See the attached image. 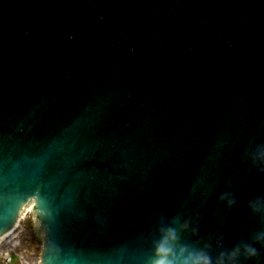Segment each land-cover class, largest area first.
<instances>
[{"label": "water", "instance_id": "water-1", "mask_svg": "<svg viewBox=\"0 0 264 264\" xmlns=\"http://www.w3.org/2000/svg\"><path fill=\"white\" fill-rule=\"evenodd\" d=\"M30 200L41 264H264V0H0V236Z\"/></svg>", "mask_w": 264, "mask_h": 264}, {"label": "clouds", "instance_id": "clouds-1", "mask_svg": "<svg viewBox=\"0 0 264 264\" xmlns=\"http://www.w3.org/2000/svg\"><path fill=\"white\" fill-rule=\"evenodd\" d=\"M231 203V201H229ZM187 227V224L184 225ZM176 236L173 229H167L166 234L162 238L161 242L157 245L155 249V254L157 259L152 261V264H211V258L203 251L198 252H190L185 257L183 253L186 249H180V256L182 259L175 258L174 249L170 245V241H175ZM255 243L259 246V240L255 241ZM240 252V248L237 247L232 250L231 253H228V258L230 261H233L235 264L234 258ZM225 253L220 254V258L218 260V264H225L224 261ZM172 257V258H170Z\"/></svg>", "mask_w": 264, "mask_h": 264}, {"label": "flooded vegetation", "instance_id": "flooded-vegetation-1", "mask_svg": "<svg viewBox=\"0 0 264 264\" xmlns=\"http://www.w3.org/2000/svg\"><path fill=\"white\" fill-rule=\"evenodd\" d=\"M30 228H25L22 236L24 243L17 245H0V264H31L35 255L34 246L31 244Z\"/></svg>", "mask_w": 264, "mask_h": 264}, {"label": "rangeland", "instance_id": "rangeland-1", "mask_svg": "<svg viewBox=\"0 0 264 264\" xmlns=\"http://www.w3.org/2000/svg\"><path fill=\"white\" fill-rule=\"evenodd\" d=\"M27 222V223H30L32 228H35L36 227V222L32 216L31 213H27L23 218H21L20 220V224H19V228L20 226H22V228L24 227V223ZM14 234H18V233H14ZM12 235H10L9 238H11Z\"/></svg>", "mask_w": 264, "mask_h": 264}]
</instances>
